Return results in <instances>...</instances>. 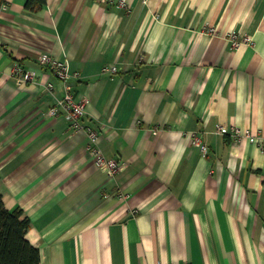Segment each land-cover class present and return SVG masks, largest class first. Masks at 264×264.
Here are the masks:
<instances>
[{
  "label": "crops",
  "instance_id": "0c3cea01",
  "mask_svg": "<svg viewBox=\"0 0 264 264\" xmlns=\"http://www.w3.org/2000/svg\"><path fill=\"white\" fill-rule=\"evenodd\" d=\"M3 1L0 199L28 219L39 264H264V0ZM41 53L77 75L114 179L48 115L65 91Z\"/></svg>",
  "mask_w": 264,
  "mask_h": 264
},
{
  "label": "built area",
  "instance_id": "2783aa9c",
  "mask_svg": "<svg viewBox=\"0 0 264 264\" xmlns=\"http://www.w3.org/2000/svg\"><path fill=\"white\" fill-rule=\"evenodd\" d=\"M118 4L122 8L125 7V0H119ZM5 8L6 5L4 1L0 0V10ZM37 64L50 71L58 80H60L65 91L64 96L49 108L48 115L52 117L63 115V117L69 122L70 129L85 133L88 140L86 151L93 157L95 166L107 179H114L124 167L117 160L106 159L98 148L97 133L90 126L82 125L81 118L85 114L88 100L86 98L76 99L70 92L69 85V80L77 75L70 73L67 61H58L46 53L39 54L37 57ZM109 70L111 73L115 72L114 67ZM11 77L17 83H27L33 81L34 73L26 72L19 65L14 64L11 69ZM50 89L51 86L48 85V90ZM216 133L223 136H229L236 141L245 139L254 143L258 147H260L261 144V139L258 136L251 134L248 129L242 130L236 127L217 126ZM189 138L192 146L198 147L203 155L206 154L207 147L200 142L195 134H190Z\"/></svg>",
  "mask_w": 264,
  "mask_h": 264
},
{
  "label": "trees",
  "instance_id": "16d2710c",
  "mask_svg": "<svg viewBox=\"0 0 264 264\" xmlns=\"http://www.w3.org/2000/svg\"><path fill=\"white\" fill-rule=\"evenodd\" d=\"M43 2L27 0L26 7L35 10ZM28 225L20 211H7L0 199V264H39L38 250L25 239Z\"/></svg>",
  "mask_w": 264,
  "mask_h": 264
}]
</instances>
